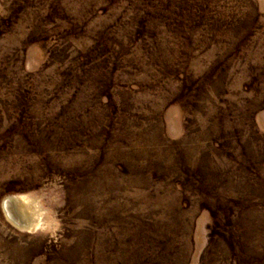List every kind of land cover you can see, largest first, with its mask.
I'll return each instance as SVG.
<instances>
[{
	"label": "rangeland",
	"instance_id": "obj_1",
	"mask_svg": "<svg viewBox=\"0 0 264 264\" xmlns=\"http://www.w3.org/2000/svg\"><path fill=\"white\" fill-rule=\"evenodd\" d=\"M0 264H264V0H0Z\"/></svg>",
	"mask_w": 264,
	"mask_h": 264
},
{
	"label": "bare ground",
	"instance_id": "obj_2",
	"mask_svg": "<svg viewBox=\"0 0 264 264\" xmlns=\"http://www.w3.org/2000/svg\"><path fill=\"white\" fill-rule=\"evenodd\" d=\"M11 200H12V198L5 200V202L3 201L4 202V205H6Z\"/></svg>",
	"mask_w": 264,
	"mask_h": 264
}]
</instances>
